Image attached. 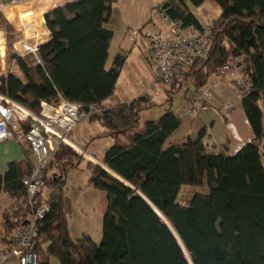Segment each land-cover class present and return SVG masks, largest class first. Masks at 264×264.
I'll use <instances>...</instances> for the list:
<instances>
[{
	"label": "trees",
	"instance_id": "trees-1",
	"mask_svg": "<svg viewBox=\"0 0 264 264\" xmlns=\"http://www.w3.org/2000/svg\"><path fill=\"white\" fill-rule=\"evenodd\" d=\"M116 1L77 0L46 14L52 38L40 51L44 64L13 50L11 60L18 72L2 77L0 91L35 113H40L42 101L57 104L60 96L103 105L114 95L126 59L117 55L106 67L114 36L106 24ZM205 1L165 0L159 8L184 28L201 30L203 24L190 5ZM214 1L221 8L212 26L214 36L205 54L198 55L185 73L199 88L226 58L247 53L244 73L252 86L242 97V107L254 140L234 155L228 145L212 152L202 128L196 138L167 145L182 124L171 107L143 126L140 119L147 96L106 107L92 117L114 139L102 162L131 186L87 160L89 183L107 194L102 239L97 242L88 233L73 238L65 183L68 170L80 162L74 161L79 154L63 145L46 179L49 194L34 202L35 207L43 201L50 206L38 223L37 250L42 238L46 242L42 264H52L51 257L59 264H264V0ZM168 102H173L172 97ZM24 152L22 161L11 162L0 175V194L5 191L22 199L12 214H0V242L13 235L31 211L23 180L33 171L35 160L29 144ZM184 185L200 189L188 204L178 201ZM136 190L162 212L182 244Z\"/></svg>",
	"mask_w": 264,
	"mask_h": 264
},
{
	"label": "built area",
	"instance_id": "built-area-1",
	"mask_svg": "<svg viewBox=\"0 0 264 264\" xmlns=\"http://www.w3.org/2000/svg\"><path fill=\"white\" fill-rule=\"evenodd\" d=\"M28 1L30 0H13L16 7L12 10H16L19 4ZM48 13L43 15V25L38 10L23 16L18 13L14 16L5 10L7 19L12 23L16 21L13 23L16 37L11 41L12 49L20 57L31 55L35 64H44L40 51L52 38L46 22ZM162 14L164 21L169 24V28L165 31L145 29V27H132L127 30L130 41L136 42L139 38L146 40L151 60L155 64L154 79L146 92L149 94L151 91L160 96H164L165 89L172 86L194 65L198 55L207 51L214 36L212 25H204L201 30L187 32L180 21H173L166 14ZM8 39V31L0 28V56L4 62L7 57ZM2 48L5 50L4 56L1 54ZM247 58V53L237 58L229 56L214 71L215 75L227 79L234 85L241 97L247 96L252 86L250 77L245 73H239L238 65L241 62L245 64ZM3 76L0 75V86ZM150 97L154 101V96L150 95ZM211 98L212 92L209 84L206 83L187 93L181 111L192 115L209 111L212 109ZM105 108L99 103L85 105L60 96L57 104L42 101L40 113H35L0 91V143L10 137L24 140L31 147L35 159L33 171L23 180L31 211L27 221L13 235H8L6 241L0 242V264H42L36 248L38 223L47 215L50 206L49 202L43 201L35 207L34 202L39 195L45 194L46 179L52 173V161L56 152L63 145L74 147L70 140L74 129L81 122L89 121L94 115L102 113ZM234 111V105H226L225 116L231 118ZM206 140L210 151L216 152L217 142L213 135L208 133ZM239 149L240 146L235 147L232 154H236ZM83 153L85 155V152ZM21 200L10 197L8 203L0 201V214H12Z\"/></svg>",
	"mask_w": 264,
	"mask_h": 264
},
{
	"label": "crops",
	"instance_id": "crops-1",
	"mask_svg": "<svg viewBox=\"0 0 264 264\" xmlns=\"http://www.w3.org/2000/svg\"><path fill=\"white\" fill-rule=\"evenodd\" d=\"M74 1H77V0H30L28 2L19 4L17 6L16 10H12V9H15V7H16V5L13 4V0H0V17L5 19L6 22L9 24V26H6L0 22V28H3L7 31L10 29L8 31L9 39H10V33L14 34L16 37L15 26L13 25V23H15L16 21L13 23L11 21H9L7 19V17L5 16V10L7 13H10L11 15H14V16L17 13L20 16H23V15L29 14L30 12H36L38 10L39 19L42 21V23L44 25V18H43L44 13L51 12L58 7L65 6L66 4L74 2ZM163 1H165V0H160L159 2L149 1V0H148V2H146V0H145L146 5H145V2H143L142 5H143V8H146V9L157 8L161 13L160 15L162 16L163 14L161 12V9L159 8V5ZM134 2H135V4H134ZM142 5H141V2L139 0H117L113 4L112 16H111L109 22L106 24V26L108 28H110L114 31V36L112 38V42H111L110 49H109V56H108V60L110 57L112 60H111L110 65L107 64L108 63V60H107V62H106L107 68H110L113 65V61H114L115 57L117 55L121 54V55L126 56V59H125L124 64L122 66V70H123V67L126 64V61L128 60L129 56L132 55V53H133V49L130 47L132 41H130L128 39V37H127V39H125V37L127 36V30L131 27L130 23H133V21H132L133 19L132 20L129 19V17H127V15H121L120 10L123 9V11H124L126 9L129 13L135 12L131 15H134V14L138 15V12H140V8ZM8 8H10V10H8ZM190 8L197 15V17L199 18V20L203 24V26L210 24L209 18H211L212 16H209V12H211V14H212V12H214L213 13L214 16L211 19L212 23H214L218 19L219 15L221 14L220 6L214 0H206L200 6L190 5ZM116 15L121 16V18L119 20V24L115 22V16ZM136 20L134 22L136 24V27L137 26H139V27L145 26L148 28L159 29L162 31H165L169 28V24L164 21L163 17H162L161 22L155 21V19H153V18L147 19V20H145V22H136ZM194 30H196V28H194V27H187L186 28L187 32H192ZM9 39H8V41H9ZM13 40H14V38H13ZM142 40L144 42H146L145 39H142ZM149 56H150V54H149ZM13 65H15V63ZM241 67H242V65L239 66V73H240ZM8 69H9V67L7 65L6 60L4 62V59L0 56V75L6 74L8 72ZM122 70H121V73H122ZM121 73H120V75H121ZM154 75H155V71L152 75L151 84L153 82ZM207 84H209L210 89L213 91L212 92V98L210 100L212 109L209 111L203 112L201 114L192 115V114L183 113L181 111V108H180V110H178V109H173L171 107V109L176 114H178L180 116V118L182 119V124H181L180 128L178 130H176L170 136V138L167 141V145H169L171 143L183 142L188 137L196 138L199 130L202 128H205L206 135L208 133H210L213 135L214 139L216 140L217 149H220L224 145H228L229 149H230L229 154L233 155L232 152H233L235 147L240 146V148H241L244 144L251 142L255 138V134L253 132L252 126H251V124H250V122L246 116V113L242 107V97L238 94L234 85H232L227 79L220 78L217 75H215L214 73L209 77ZM146 90L147 89H145L137 97L130 98V99L124 98V97H127V95H125V94H123L119 97V95H116V91H115L114 95H112L111 97H109L107 100H105L103 102V105L105 107H109V106L115 105L117 103L130 102L133 99H136V98L144 95L146 93ZM165 90L167 91L168 89L166 88ZM147 98H148V100H152L150 98V95H147ZM121 99H124V100H121ZM172 99H174L173 96H172ZM149 103H150V101L144 104L143 112L147 111V114L150 115L149 119L158 118L156 116L161 115L163 113V109L157 111L158 114L156 115V112L153 113V110H155V108H157L158 105H155V106L148 108ZM228 104H232L235 106V111L233 112L231 118H227L225 116V113H224L225 109H226V105H228ZM80 125H83V128H85V126L86 127L90 126V127L99 128L100 133H98L97 135H91L90 132H86V130H85V132L87 133V135H89L90 138H94V137H99V138L108 137V138H110L111 141H108V143H106L104 150H103L104 152H102V156L104 157L106 151L114 143V139L105 134L107 132V130L104 127H102L101 124L96 120L83 121L78 125V127ZM143 125L141 124V126H143ZM78 127H76L75 130H77ZM75 130L72 132V134H74L76 132ZM75 136H76L77 140L74 143L80 147V150H83L85 152V155L87 157L86 160L85 159L80 160V163L78 164V166H80V164L83 161H87V160H91V161L97 162L99 164L102 163L101 165H105V164H103L102 159L99 158L97 156V154H95V152H93L94 150L93 151H87L86 150L87 148L86 147L84 148L83 145H85L84 144L85 142L80 135L79 136L75 135ZM23 145L25 147L28 146L26 141L18 140L15 137L7 138L0 143V175H3L7 172L8 166L11 162L22 161L25 158V152H24V146ZM78 166H76L74 168H77ZM48 194L49 193H47V195ZM10 197H11L10 194L4 191L0 194V201L3 203H8L10 201ZM106 207H107V204H106ZM105 210H106V208H105ZM83 233L89 234V232H87V230L84 231ZM89 235H91V234H89ZM81 236H78V237H81ZM78 237H76V238H78ZM91 237H93V236H91ZM50 261H51V258H50Z\"/></svg>",
	"mask_w": 264,
	"mask_h": 264
},
{
	"label": "rangeland",
	"instance_id": "rangeland-1",
	"mask_svg": "<svg viewBox=\"0 0 264 264\" xmlns=\"http://www.w3.org/2000/svg\"><path fill=\"white\" fill-rule=\"evenodd\" d=\"M141 2V5L145 0H139ZM149 1H157L160 0H149ZM148 2V0H146ZM145 2V5H146ZM135 4V2H134ZM200 9V8H199ZM135 13V12H133ZM133 13H129L126 9L123 11V9L120 10L121 15H127L129 19H133V23H130L131 27H136V22H145V20L153 18L155 21H162V17L160 14V11L157 8H143V5L140 8V12H138V15ZM214 12H209V16H212L209 18L210 24L213 26L211 22V19L213 18ZM121 16H115V22L119 24ZM0 22L6 26H9V24L6 22L5 19L0 17ZM207 24V25H210ZM139 27V26H137ZM145 29H154V28H148L145 27ZM10 30V29H9ZM8 30V31H9ZM11 34V33H10ZM14 35V34H13ZM15 39V35H14ZM127 39V36L125 37ZM11 38L9 39V45L7 49V57L6 62L9 67L8 72L4 74L7 76L10 72V69L12 68V71L18 72V69L14 64V61L11 60V53L13 52L12 46H11ZM117 41V40H116ZM130 47L133 49L132 55L129 56L128 60L126 61L125 66L123 67L122 73L120 77L118 78L117 84H116V95H119V97L123 94L127 95V97L124 98H134L137 97L139 94H141L145 89H150L151 81H152V75L155 71V64L151 60L149 56L148 51V44L144 42L141 38L137 39L136 42H132ZM113 52V51H112ZM205 54V53H203ZM32 57V56H31ZM33 59V57H32ZM111 57L108 60V65L111 64ZM34 62V59H33ZM240 73L243 74L246 70L245 64L241 62L238 66H241ZM167 92L164 94V96H160L156 93L149 92L150 95L154 96V101H150L148 104V108L158 105L155 110H153V113L156 112V115L158 114L157 111L162 110L163 112L169 108L172 107L173 109L182 108V106L185 103V97L188 92L194 90V77H191L188 75V73H183L176 81V83L171 87L167 88ZM146 90V91H147ZM211 92H213L211 90ZM147 92L144 95H149ZM174 97L173 102L169 103L168 98ZM124 100V99H121ZM160 115H157L156 117H159ZM150 118V115L146 112H141V119L140 123L143 125L144 122ZM92 120V119H91ZM89 120V121H91ZM84 125V124H83ZM83 125H80L76 132L74 134L71 133L70 140L72 142H76L77 138L75 135H80L84 140V148L86 147L87 151H93L99 158L103 160L102 152H104V147L108 141H111L110 138H99L94 137L90 138L89 135H87L86 132H90L91 135H97L100 133L99 128L85 126L83 128ZM86 130V132H85ZM28 144V143H27ZM68 147H71L74 151H76L79 155L74 159L76 162H80L82 159H87L86 155H84L83 150H77L74 147L70 145H66ZM102 156V157H101ZM84 157V158H82ZM91 177V171L88 167L87 161H83L80 166L77 168H71L68 170L66 175V183H65V193L71 200V212L68 216L69 220V229L70 234L72 237L76 238L78 236H81L84 231L87 230L92 238L100 242L102 239V228H103V216L107 204V195L105 191L95 188L93 185L89 183ZM200 190L198 187L194 186H188L184 185L182 186L178 201L181 204H188L191 200V197L195 193V191ZM49 193L48 189L45 191V195ZM103 195V196H102ZM45 246L46 242L45 239H41V243L39 245V254L41 260H44L46 258L45 256ZM52 264H59L58 259L56 257H51Z\"/></svg>",
	"mask_w": 264,
	"mask_h": 264
},
{
	"label": "water",
	"instance_id": "water-1",
	"mask_svg": "<svg viewBox=\"0 0 264 264\" xmlns=\"http://www.w3.org/2000/svg\"><path fill=\"white\" fill-rule=\"evenodd\" d=\"M1 54L2 56L5 55V50L4 48L1 49ZM96 164L100 165L101 167H103L105 170H107L109 173H111L112 175H114L116 178H118L119 180H121L122 182H124L125 184L127 185H130L131 184L125 180L123 177H121L119 174H117L116 172H114L113 170H111L109 167H105L97 162H95ZM137 191V194L140 195L141 197H143L149 204L150 206L158 213V215L162 218V220L168 225V227L173 231V233L176 235V237L178 238V240L180 241V243L182 244L180 238L178 237L177 233L175 232L173 226L170 224V222L167 220V218L162 214V212H160V210L146 197L144 196L141 192H139L138 190ZM183 246V245H182ZM186 255H187V258L190 259L188 253L186 252Z\"/></svg>",
	"mask_w": 264,
	"mask_h": 264
},
{
	"label": "bare ground",
	"instance_id": "bare-ground-1",
	"mask_svg": "<svg viewBox=\"0 0 264 264\" xmlns=\"http://www.w3.org/2000/svg\"><path fill=\"white\" fill-rule=\"evenodd\" d=\"M72 144H73V146L75 147V149L80 150V147H79L78 145H76L75 143H72ZM101 164H102V163H101ZM103 166L107 167L106 165H103Z\"/></svg>",
	"mask_w": 264,
	"mask_h": 264
}]
</instances>
